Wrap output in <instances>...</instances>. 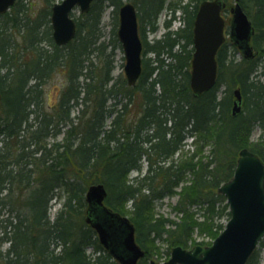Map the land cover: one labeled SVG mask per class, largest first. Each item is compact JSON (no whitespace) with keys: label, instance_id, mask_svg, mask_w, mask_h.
<instances>
[{"label":"trees","instance_id":"16d2710c","mask_svg":"<svg viewBox=\"0 0 264 264\" xmlns=\"http://www.w3.org/2000/svg\"><path fill=\"white\" fill-rule=\"evenodd\" d=\"M55 1L38 7L17 0L0 15V264H119L86 223V192L99 183L106 205L135 225L146 251L138 264H150L156 243L168 244L169 257L175 246L188 248L196 230L216 238L225 227L219 219L230 218L219 187L233 177L240 151L248 148L264 162V140L250 141L255 127L264 130V0H240L258 55L237 60L239 50L226 41L217 53L216 86L197 98L190 85L193 29L205 0H126L137 8L144 47L135 86L124 71L114 74L125 0H94L88 13L73 14L77 34L65 46L52 37ZM109 7L106 40L102 18ZM169 7L173 18L181 10L184 26L172 31L173 18L166 20L168 31L149 43L146 27L156 31ZM56 76L63 84L51 105L45 86ZM237 88L243 109L233 116ZM193 136L197 149L175 157ZM176 194L179 219L156 216V203ZM53 200H60L54 218ZM260 249L247 264H261Z\"/></svg>","mask_w":264,"mask_h":264},{"label":"water","instance_id":"95a60500","mask_svg":"<svg viewBox=\"0 0 264 264\" xmlns=\"http://www.w3.org/2000/svg\"><path fill=\"white\" fill-rule=\"evenodd\" d=\"M17 0H0V15ZM94 0H62L51 10L52 37L59 46L69 44L77 34V21L72 13L90 11ZM224 0H205L199 5L194 22V53L190 85L194 97L212 90L217 83V53L226 40ZM229 37L246 59L256 53L252 46L255 27L240 0L230 8ZM118 37L124 55V72L129 86H135L142 74L143 43L139 35L138 12L131 2L119 9ZM232 115L242 112L243 95L234 91ZM2 95L0 92V102ZM229 204L231 217L225 229L209 246L191 249L176 246L170 258L151 264H247L264 239V162L251 150H241L233 177L219 187ZM108 192L103 183L91 185L86 192V222L98 234L101 245L119 264H138L146 252L137 243L136 228L131 220L108 208Z\"/></svg>","mask_w":264,"mask_h":264},{"label":"rangeland","instance_id":"374dc122","mask_svg":"<svg viewBox=\"0 0 264 264\" xmlns=\"http://www.w3.org/2000/svg\"><path fill=\"white\" fill-rule=\"evenodd\" d=\"M33 2H35L38 7L42 5L43 0H31ZM62 0H56L55 2H61ZM126 1V0H125ZM182 2V4L184 3H188L190 0H170V2L172 3H177V2ZM235 2V0H231L229 1V3L233 4ZM113 12V8L109 7L106 9L105 13L103 14V18H102V26H103V32L105 35L106 40L108 39L109 36V32L111 30L112 27V14ZM74 15H76L77 17L80 16V12L79 9H77L74 12ZM177 19L174 20L173 18V14H171L170 12V7L164 9L161 14L159 15L158 19H157V28L156 31L151 32L149 31V28L146 27V39L147 41H149V43H153L156 39H160L164 36V34L168 31V29L165 26V21L169 18H173L171 21V27L170 29L172 31L178 30L181 27L184 26V22H183V18L182 20H180V14L177 13L175 14ZM225 17H226V21H227V25H226V35L229 34V26H230V20H231V14L230 12H225ZM149 57H153V54H148ZM236 58L237 60H240L242 58L241 53H237L236 54ZM261 64H264V60ZM115 65H116V69L114 71L115 75H118L121 71H124V66H125V55H124V51L122 50H118L116 53V60H115ZM124 65V66H123ZM261 70V69H260ZM263 70V69H262ZM63 84V78L61 76H56L55 78L51 79L48 81V83L45 86V92H46V100L48 104H54L56 102L57 99V93L59 88L61 87V85ZM224 87H221L218 91L219 97H221L222 93H223ZM262 137V138H261ZM62 139V135H60L57 140H61ZM262 140H264V130H262L260 127H255L254 130L252 131L251 137H250V141L251 142H261ZM50 141H54L53 139H51ZM197 149V145L193 144V146L191 145H187L183 148V150L181 151V154H190L192 152H194ZM209 153V148L208 150L206 149L201 155L205 156ZM136 173L133 172L131 174V176H135ZM190 177H188L186 179L185 182H183V184H181L179 186V188H177V191H180L182 188V185L187 186L190 183L189 180ZM179 200V195H173L172 197H167L162 201H158L153 209V212L156 216H164V217H169L172 219H179V215L174 211V206L177 204ZM60 208V200H53L50 203V215L52 218L55 217L57 211ZM128 208V205L126 207V209ZM200 220H202L203 218H199ZM227 218H221L219 219V221L223 224H225L227 222ZM215 239L214 235H211L208 232H201L199 230H196L195 233L193 234V237L191 239V245L188 248H192L196 245H203V246H207V245H211L213 240ZM264 242V240H263ZM202 243V244H201ZM155 246H157L158 250L155 251L153 250L152 253L156 254L153 257L150 256V261H154V262H164L168 259V256L166 254L167 250L169 249V246L167 243H163V242H159L154 244ZM8 245L5 244L4 245V249L7 247ZM260 249V257H261V264H264V244L263 245H259L257 249ZM172 250V249H171ZM170 250V252H171ZM149 261V260H148Z\"/></svg>","mask_w":264,"mask_h":264}]
</instances>
